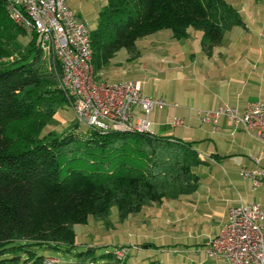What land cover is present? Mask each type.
I'll return each mask as SVG.
<instances>
[{
	"label": "trees",
	"instance_id": "trees-1",
	"mask_svg": "<svg viewBox=\"0 0 264 264\" xmlns=\"http://www.w3.org/2000/svg\"><path fill=\"white\" fill-rule=\"evenodd\" d=\"M7 4L0 0V264H50L36 250L72 253L75 226L90 217H106L116 206L125 219L163 199L198 192V169L207 160L194 142L81 131L77 123L67 132L45 133L67 104L58 88L60 65L44 70L37 34L19 60L1 65L9 51L16 52L17 39L29 36L10 18ZM236 26L246 23L228 0H106L97 25L89 27L92 68L98 73L145 36L167 31L183 42L194 28L203 32L204 48H212ZM92 251L75 256L84 262Z\"/></svg>",
	"mask_w": 264,
	"mask_h": 264
},
{
	"label": "crops",
	"instance_id": "crops-1",
	"mask_svg": "<svg viewBox=\"0 0 264 264\" xmlns=\"http://www.w3.org/2000/svg\"><path fill=\"white\" fill-rule=\"evenodd\" d=\"M66 1L87 21L86 12H83L85 8L82 7L86 0ZM91 2L90 11H95L96 0ZM229 2L242 15L245 27H233L225 34L221 44L212 48H204L203 34L198 33L196 46L192 48L189 44L192 51L184 50L177 58V65L182 70L177 72L179 69L175 67L161 66L159 71L163 72V76L153 84L150 91H145L148 85L146 80L133 79L145 83L146 96L163 98L180 105V108L153 114V133L194 142V148L200 157L207 160V164L198 169L201 178L198 192L164 203L166 207L191 212L192 225L198 228L196 236L190 239L192 247L187 249L186 261L179 263L174 259L166 262L162 255H157L133 264H151L153 261L163 264H201L193 258H201L194 254L199 250L196 246L202 243L199 234L206 213L210 214L214 208L215 214L212 217H215L213 222L216 234L227 222L229 208L249 202L264 207V185L252 190L250 182L240 176L242 167L264 169V145L243 130L235 129L226 118L220 120L215 130L214 125L205 122L193 111L215 110L221 106L242 111L252 102L261 101L264 104V0ZM93 23L95 27L97 21ZM97 74L99 77L96 82L99 85L119 81L121 77L119 73L107 71L105 66ZM174 117L184 119L185 127H172L170 122ZM188 217L189 215H185V218L190 219ZM196 228L192 227V232ZM144 248L143 253L163 252V248L155 244L146 245ZM173 251L176 253V250L172 249L171 252ZM211 264L228 263L218 260Z\"/></svg>",
	"mask_w": 264,
	"mask_h": 264
},
{
	"label": "built area",
	"instance_id": "built-area-1",
	"mask_svg": "<svg viewBox=\"0 0 264 264\" xmlns=\"http://www.w3.org/2000/svg\"><path fill=\"white\" fill-rule=\"evenodd\" d=\"M7 11L29 36L40 37L47 58L53 56L58 61L61 69L58 88L65 94L79 126L103 133H153L152 115L156 111L180 108L163 98L146 96L142 81L95 86L90 28L66 0H8ZM193 111L214 125L215 130L220 120L226 118L235 129L243 130L264 145L261 101L248 104L242 111L229 106ZM170 125L181 128L186 124L184 119L174 117ZM240 176L250 182L252 190L264 185L262 168L242 167ZM129 253V248L119 250L118 259H125ZM206 253L228 264H264V207L252 202L233 206L229 221ZM48 261L53 264L57 260Z\"/></svg>",
	"mask_w": 264,
	"mask_h": 264
},
{
	"label": "rangeland",
	"instance_id": "rangeland-1",
	"mask_svg": "<svg viewBox=\"0 0 264 264\" xmlns=\"http://www.w3.org/2000/svg\"><path fill=\"white\" fill-rule=\"evenodd\" d=\"M95 3H97L95 11H90L91 0H86L82 3V7L85 8L83 12H86L85 16L90 28L94 27L93 21H98L99 10H102L106 0H96ZM75 12L77 13V11ZM189 32L190 38L186 42L176 41L171 33L167 31L140 38L133 49L120 50L115 55L116 57L105 66L106 70L119 73V76H121L119 81L146 80L148 85H146L145 91H150L153 84L163 76V72L159 71L162 68L161 66L175 67L179 69L177 72L182 70L177 65V58L181 56L182 51L190 50L189 44L192 45V48L196 46V41L199 39L198 33H201V31L194 28L190 29ZM30 40L31 36H20L16 42V52L9 51V55L2 59L1 65L5 67L19 60L28 51ZM43 61L45 71H55V59L53 56H50V58L46 57ZM172 71L175 72L174 70ZM93 74L95 77L93 76L92 82L94 85L99 86L96 82L99 75L94 69ZM75 124L73 111L68 104H64L58 108L53 121L45 130V133L67 132ZM85 129V127L80 126L81 131H85ZM170 200L163 199L161 202L147 205L141 212L132 214L125 219L120 217L116 206L111 208L106 217H90L86 224L75 226L76 248L72 253H56L49 250L36 251L50 260L56 259L57 261H52L53 264H133V262L143 259H152V257L154 258L157 255H162L166 262L174 259L179 263L184 262L188 254L187 249L192 247L190 239L192 240V237L196 236L198 228L192 225L191 212L187 213L179 208L166 207L164 203ZM231 208L228 209L227 222L229 221ZM214 211V208H212L210 214L206 213L205 221L201 222L203 227L199 238H201L202 243L196 246L199 250L194 254L195 256L200 255L201 258H193L195 262H201V264H211L214 261H218L214 257H210L206 252L209 244L213 246L214 242H216L217 236L227 222L215 234L213 222L215 217H212L215 214ZM185 215H189L188 218L190 219L185 218ZM209 220L210 222H208ZM192 227L196 228V233L192 232ZM149 244L162 247L163 252L149 251V253H143L144 246ZM123 248H129L130 253L125 259H118L117 252ZM172 249L176 250V253L174 251L171 252ZM87 250L93 251L84 262H80L76 258L75 253ZM108 254H113L115 257H108Z\"/></svg>",
	"mask_w": 264,
	"mask_h": 264
}]
</instances>
